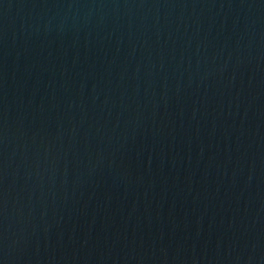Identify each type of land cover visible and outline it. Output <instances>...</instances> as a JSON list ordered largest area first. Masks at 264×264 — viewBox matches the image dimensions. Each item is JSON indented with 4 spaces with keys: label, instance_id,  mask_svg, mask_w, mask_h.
Masks as SVG:
<instances>
[{
    "label": "water",
    "instance_id": "obj_1",
    "mask_svg": "<svg viewBox=\"0 0 264 264\" xmlns=\"http://www.w3.org/2000/svg\"><path fill=\"white\" fill-rule=\"evenodd\" d=\"M0 264H264V0H0Z\"/></svg>",
    "mask_w": 264,
    "mask_h": 264
}]
</instances>
